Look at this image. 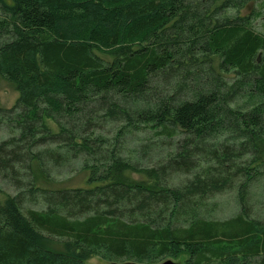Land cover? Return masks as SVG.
I'll return each instance as SVG.
<instances>
[{
    "label": "trees",
    "instance_id": "obj_1",
    "mask_svg": "<svg viewBox=\"0 0 264 264\" xmlns=\"http://www.w3.org/2000/svg\"><path fill=\"white\" fill-rule=\"evenodd\" d=\"M249 3L255 0H0V76L19 91L12 122L21 131L0 144V173L20 189L0 193V264H88L98 250L114 262L187 256L181 264H264V225L196 211L234 182L244 190L254 173L237 160L264 147V31L242 14ZM198 51L223 58L224 68L243 75L241 87L194 70ZM243 88L263 102L232 111L229 101ZM146 95L148 105L132 108ZM11 110L0 107V115ZM120 116L135 125L184 127L189 137L174 160L142 170L95 133ZM233 126L252 142L203 145ZM56 140L65 149L57 157L37 149ZM201 148L211 151L193 158ZM69 153L99 164L105 172L94 178L98 168L91 167L90 182L101 185L37 187L47 177L42 164L62 163ZM193 170L192 182L168 187L173 172ZM19 178H30L31 187ZM40 199L45 210L34 208Z\"/></svg>",
    "mask_w": 264,
    "mask_h": 264
},
{
    "label": "rangeland",
    "instance_id": "obj_2",
    "mask_svg": "<svg viewBox=\"0 0 264 264\" xmlns=\"http://www.w3.org/2000/svg\"><path fill=\"white\" fill-rule=\"evenodd\" d=\"M250 5L253 4L249 3L242 14L250 17V24L253 28L264 31V0H255L253 10H250ZM225 14L226 16L231 15L230 9ZM0 15H3L1 14V10ZM197 56L199 57V64L194 66V70H210L214 78L218 79L219 76H221V79L222 77L226 78L230 85L238 83L237 87H241L243 75L238 74L233 69H228L230 67L224 68L221 64L223 58L219 59L217 57H213L214 55H212L213 58H207L208 55L200 51H198L196 57ZM194 70L192 72H194ZM149 98L150 97L147 95L142 96L140 100H138L135 104H132V108L134 107L136 109L139 107L141 108L143 105H148V102H150ZM18 99L19 91L16 90L12 83L0 76V107L13 110H11L12 112L1 111L0 117H6L3 118L4 122L0 123V144L10 140L11 137H18L21 132L20 128L13 125L14 123L12 122V120L18 115V108L16 106ZM154 102L156 101H153V103ZM261 102H263L262 97L255 94L253 91H250L249 93L246 88H243L242 92L239 95L237 94V97L229 101V106L232 111L247 112L255 108L254 106L261 105ZM129 107H126V110H128ZM233 123H235V125L241 124L238 122ZM133 126H136L137 128H133ZM235 127L236 126H233L231 131L219 129L217 132H213L207 136L203 145L207 144V147L210 145L215 146L222 142L226 144L234 143L239 145L246 141H251V139H249L246 135L242 133L240 134ZM95 133L103 139L110 140L108 143V145H110V151L111 148H115L119 158H122L130 163H134L137 168L142 170L152 169V167L165 164V162H168L169 160H174L177 157L176 154H178V151L180 150L179 146L182 145L183 140L189 137L188 132L184 127L173 128L170 126L167 130V128H162L161 126L153 123H138L135 125L130 123V121L123 116L117 118L108 117V119L100 124V126L95 130ZM48 135V133L45 134V136ZM41 146H38L37 149L41 151L51 149L53 153H56L57 155H59L58 153L65 151L63 143L57 140L49 143L47 145L48 147H44V145ZM256 147L258 148L257 150L255 147H252L248 152L243 154L242 158L237 160V162H239V166L243 163L242 165L246 167V170L252 169L251 172L254 173L253 177L248 182V186L246 188L244 187V190H242L241 183L234 182L231 186L209 194L204 198V200H202V202H200V206L196 208V211L201 217L211 220L226 221L239 215H244L251 221H257L261 225H264V160L260 159L261 161L258 162V160H256L255 162V159L258 158V156L264 154V147L262 146L263 151L260 146ZM207 153L202 149L199 153H196L193 158L198 160L202 158L205 159V157H207ZM56 154L55 157H57ZM205 163L214 164L209 160ZM42 166L47 174V177L45 182L38 181L37 187L49 190L93 188L95 184L101 185V182L98 180H95L92 183L90 182L92 172L91 167L94 166L98 168L97 173L94 174V178L100 177L105 172L99 164L96 165L95 161L92 159L83 155L73 156L72 153H69L67 158H62V163L57 164L53 161V163L49 162V164H42ZM195 172V170L191 173L181 171L173 172L170 175V179H168V187L181 188V186L187 184L189 181L192 182ZM132 175L137 182L145 179L146 184L150 183H147L148 180L144 174ZM240 178L242 177H239V179ZM19 181L20 185L25 184L28 188L31 187L29 184L30 178L25 181L22 178H19ZM17 185L18 184L12 176L0 173L1 194L6 196L16 195L20 192ZM194 199H196V197ZM34 208L45 210L46 203L43 199H40L39 205H36ZM183 223L185 224L186 222L183 221ZM55 245L58 246L57 244ZM104 256L106 257L104 251L102 253V250H98L87 259V263L152 264L138 263L136 260L130 258H124L114 262L104 259ZM185 257L187 256L179 258L172 257L173 259L166 258L155 264L163 263L166 260H173L177 264H181Z\"/></svg>",
    "mask_w": 264,
    "mask_h": 264
},
{
    "label": "water",
    "instance_id": "obj_3",
    "mask_svg": "<svg viewBox=\"0 0 264 264\" xmlns=\"http://www.w3.org/2000/svg\"><path fill=\"white\" fill-rule=\"evenodd\" d=\"M160 264H177L176 262H174L173 260H166L163 263Z\"/></svg>",
    "mask_w": 264,
    "mask_h": 264
}]
</instances>
